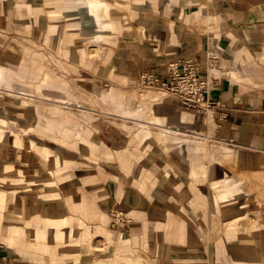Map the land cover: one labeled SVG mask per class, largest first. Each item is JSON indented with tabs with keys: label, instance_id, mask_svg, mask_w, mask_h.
Masks as SVG:
<instances>
[{
	"label": "crops",
	"instance_id": "0c3cea01",
	"mask_svg": "<svg viewBox=\"0 0 264 264\" xmlns=\"http://www.w3.org/2000/svg\"><path fill=\"white\" fill-rule=\"evenodd\" d=\"M123 1V6L107 0L55 2L59 9L52 12H64L72 22V31L103 29L114 22L120 25L116 45L92 47L97 57L85 61L91 75L85 82L78 78V83L95 92L88 100L103 102L110 109H80L69 100L62 101L66 105L62 119L69 122L64 130L72 142L61 162L66 169L63 176L67 174L69 180L62 187L68 213L56 217V231L61 234L53 237L74 244L66 243L58 250V244L41 241L48 231L29 222L11 225L16 235L6 238L0 234V264H129L122 249L143 254V264H264V204L250 205L245 211L250 217L246 216L242 225L233 223L229 213L224 214L228 224L217 223L211 210L197 207L198 194L205 196L201 186L196 187L197 181L188 177L187 184L182 182L177 189L159 178L158 169L148 166L145 153L149 143L143 139L152 137L150 127L155 126L162 141L170 138L181 143L182 137L175 133L205 140L206 161L201 165L207 172L220 169L218 178L227 186L223 193L237 195L238 174L244 173L251 189L247 199L264 200V0ZM127 9L126 21L104 19L108 11L123 13ZM82 14L89 21H84ZM2 41L5 38H0V44ZM105 54L108 58L102 59ZM211 55L217 60L215 65H211ZM184 59L195 63L203 75L208 73L214 101L208 112L186 109L174 96H164L165 91L138 83L145 71L160 73L166 61ZM4 65L0 64V84H8ZM67 65L69 69V60ZM13 66L7 69L19 70L20 63ZM103 82L107 87L104 93ZM141 88L146 91L140 93ZM77 100L81 102V98ZM119 109L129 115L117 113ZM147 109L149 116L144 118ZM8 140L14 142L15 138L10 135ZM25 142L34 146L30 139ZM215 146L233 158L214 165L210 153ZM6 149L0 142L2 159L9 156ZM172 150L173 157L175 151L183 155L185 168L196 170L198 146L179 145ZM19 157L17 167L0 162V201L7 189H19L44 201L56 199V195L42 196L52 189L54 178L49 171L35 170V152L22 148ZM27 163L33 166L27 167ZM209 178L207 173L206 185ZM42 189L44 192H37ZM113 211H122L127 224L110 229ZM235 215L240 220L245 217ZM53 218H47V226H54ZM75 220L83 225L79 239L71 238L79 226ZM106 229L114 236L112 252L91 258L78 251L69 253L68 248H85L91 236L104 242ZM22 231L33 240H20L17 234Z\"/></svg>",
	"mask_w": 264,
	"mask_h": 264
},
{
	"label": "rangeland",
	"instance_id": "374dc122",
	"mask_svg": "<svg viewBox=\"0 0 264 264\" xmlns=\"http://www.w3.org/2000/svg\"><path fill=\"white\" fill-rule=\"evenodd\" d=\"M57 1L65 3L66 0H0V38H5V41L0 44V48L3 50V54L0 53V64H5V73L8 77V84L4 82L0 84V131L2 133L0 142H3L9 153L6 159L0 157V162L5 160V162H11L14 167H17L21 163L19 151L22 148H30L34 151L36 154L34 166L37 168V172L49 171L51 177L54 178L52 189H46L45 192L42 189L37 192L43 191L45 194L42 196L56 195L54 204L57 208L56 210L60 211V213L56 211L53 214L50 212L51 205L49 204L48 206L38 196L27 195L19 189H7L4 193V205L0 208V234L4 233L6 238H10L16 235V233L11 231V225L18 224L21 226L29 222L30 225L38 229L48 231L49 235L45 238L43 237L41 239L42 242L58 244V250H61L62 245L65 248L66 243L73 245L74 242H68V240L62 239L61 236L53 237L54 228L47 226L46 220L51 217H61L68 213L62 187L69 180L66 176L67 174L63 176L66 169L64 168L65 166L61 165V162L63 157H65V149L72 142H69L70 136L64 130L69 122L62 119L66 110V105L62 104V101L64 99L66 103L69 100L70 103L74 106H79L80 109L92 106H98L102 110L110 109L103 102L98 104V102L93 103L92 100H88L87 97H90L95 92L83 83H78V78L85 82L91 75V67L85 65V61H88L89 57H97L96 50L92 49V47L95 45L98 47L116 45V37L119 33L120 25L114 22L112 27L103 29H89L87 27L86 29L89 30L72 31L69 28L72 22L66 17L64 12H52L59 9L55 4ZM68 1L74 2V0ZM107 1L119 2L122 6L124 5L123 0ZM82 6V4H78L79 9L83 8ZM124 8L126 9L125 6ZM127 16L128 9L123 13L108 11L104 19L108 21L123 19V21H126ZM78 19L82 20L81 18ZM127 26L124 25V27ZM88 47L91 49L88 50ZM18 58L20 59L19 61H17ZM103 58L107 59L108 54L102 56ZM68 60L71 62L70 70L67 65ZM17 63H20L19 70L7 69L9 67L14 68L13 64ZM106 82L102 84L103 90L101 92L103 93L106 91L105 88H107ZM143 88L139 90L140 93L146 91ZM164 96L173 97L169 93H165ZM78 98H81V102L77 100ZM76 108L78 107H75V111L77 110ZM116 112L125 113L120 109ZM144 112V118L147 115L149 116V109ZM124 115L129 114L125 113ZM86 122L89 121L87 120ZM95 122L98 123V120H95ZM100 122L104 124L102 121ZM49 124L53 126L50 127ZM118 125L120 127V124ZM150 129L152 137L143 138L144 142L149 143L147 153H145L150 161L148 166L158 169L159 178L177 187V189L182 182L187 184L188 177H192L194 181H197L196 187L201 186L205 192L203 197L198 194L197 207L199 208L203 205L209 211L211 210L214 213L211 218L215 219L217 223L223 221L228 224L224 219L229 218L225 217L224 214L229 213L233 223L242 225L246 216L250 217L245 213L250 205L253 204L256 207L264 204V200L257 202L253 199H247L249 196L247 192L251 189L243 176L244 173L238 174L239 184L236 185L239 188V192L237 195H226V193H223L227 186L222 182V179L218 178L221 176L219 173L220 169H215L216 167H214L207 172L208 169L201 165L205 160V140L174 132L175 135L183 139L181 143L176 144L170 138L163 141L158 139L156 134L159 129L157 127L151 126ZM10 135L15 138L14 142L8 140ZM20 138L23 139L22 142H19ZM134 138L139 137L136 136ZM26 139L32 140L34 146L28 145L25 142ZM81 141L83 142V140ZM187 144L198 146L199 152L194 158L197 162L195 171H189L188 168H185L183 165L185 158H183L182 154L179 156L177 151L173 153L175 154L174 157L171 154L172 149L175 150L179 145ZM214 149L215 151L210 153L214 165H220L221 161L233 158L230 153L223 152L220 146H215ZM26 166L32 167L33 165L32 163H27ZM207 173H209V177H211L209 179L211 180L206 185L204 177H206ZM183 189L185 190L186 186ZM234 189H236V186L233 189L230 188V190ZM197 191L198 193L200 192L199 190ZM261 191L264 193L263 184ZM235 214H242L245 217L240 220L236 218ZM199 219L203 220L204 216H200ZM76 222L79 223V226L76 228L73 237H71L73 239L78 238L80 235L79 229L83 227L81 222L75 220ZM17 235L21 236L20 240H33L23 231ZM104 235V242L100 238L92 239L91 236L88 239L89 241H86L87 243L84 240L80 241V243L87 245L85 248H68V251L69 253L78 251L80 252L79 255L84 254L88 258L93 257L95 254L112 252L114 236L108 229H106ZM101 247L103 248L100 249ZM127 250H121L122 253H127L126 262L129 261V264L144 263L143 254L140 252L131 253ZM113 255L116 254L114 253ZM94 260L98 261V258Z\"/></svg>",
	"mask_w": 264,
	"mask_h": 264
},
{
	"label": "built area",
	"instance_id": "2783aa9c",
	"mask_svg": "<svg viewBox=\"0 0 264 264\" xmlns=\"http://www.w3.org/2000/svg\"><path fill=\"white\" fill-rule=\"evenodd\" d=\"M211 59H216L211 55ZM210 59V60H211ZM210 65V62H209ZM208 74V73H207ZM188 59L166 61L160 73L145 71L138 79L140 86L153 87L173 95L186 109L208 112L214 101L209 94L208 75ZM128 222L122 211H113L110 227Z\"/></svg>",
	"mask_w": 264,
	"mask_h": 264
},
{
	"label": "bare ground",
	"instance_id": "6f19581e",
	"mask_svg": "<svg viewBox=\"0 0 264 264\" xmlns=\"http://www.w3.org/2000/svg\"><path fill=\"white\" fill-rule=\"evenodd\" d=\"M81 17H82V19L84 20V21H89L88 20V18H87V15H81ZM216 59H212L211 60V65H215V63H216ZM35 170L37 171V168H35ZM10 174H12V171H10ZM19 186H21L22 184H18ZM6 186H7V184H6ZM9 186H12V185H9ZM17 186V185H16ZM32 186H34V184H32ZM37 187L39 186L38 184L36 185ZM29 190H30V188H29ZM40 200H42V199H40ZM54 200H55V198L54 199H52V200H47V201H45L47 204H48V206H49V204L51 205V212L53 213V214H55L56 213V211L57 212H59L60 213V211H58V210H56L57 208L55 207V204H54ZM42 201H44V200H42ZM44 204V203H43ZM4 205V200L3 201H0V206H3ZM45 205V204H44ZM43 205V206H44ZM47 206V205H46ZM29 207V206H28ZM61 208H63V207H61ZM11 223V222H10ZM52 223H53V228H54V231H53V236H56V235H58V234H61L60 232H58V231H56V229H57V226H56V224L58 223V220H57V218L56 217H54L53 218V220H52Z\"/></svg>",
	"mask_w": 264,
	"mask_h": 264
}]
</instances>
